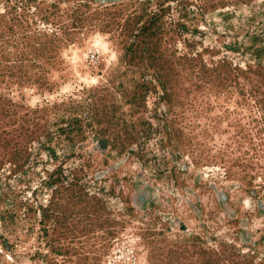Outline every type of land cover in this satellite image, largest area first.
Masks as SVG:
<instances>
[{
  "label": "rangeland",
  "instance_id": "374dc122",
  "mask_svg": "<svg viewBox=\"0 0 264 264\" xmlns=\"http://www.w3.org/2000/svg\"><path fill=\"white\" fill-rule=\"evenodd\" d=\"M0 264H264V0H0Z\"/></svg>",
  "mask_w": 264,
  "mask_h": 264
}]
</instances>
